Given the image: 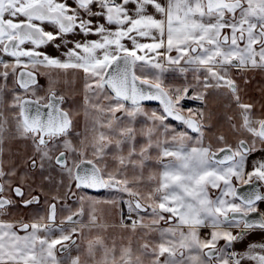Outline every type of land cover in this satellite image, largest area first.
Instances as JSON below:
<instances>
[{
  "label": "snow or ice",
  "instance_id": "obj_1",
  "mask_svg": "<svg viewBox=\"0 0 264 264\" xmlns=\"http://www.w3.org/2000/svg\"><path fill=\"white\" fill-rule=\"evenodd\" d=\"M254 75L264 0H0V264H81L57 253L96 203L64 202L88 189L125 193L121 227L143 241L98 236L91 264H264V99L245 100ZM76 82L82 127L65 91ZM210 97L233 110L231 141L209 135ZM10 139L29 146L19 162ZM42 199V212L13 211ZM58 205L69 212L59 222Z\"/></svg>",
  "mask_w": 264,
  "mask_h": 264
},
{
  "label": "rangeland",
  "instance_id": "obj_2",
  "mask_svg": "<svg viewBox=\"0 0 264 264\" xmlns=\"http://www.w3.org/2000/svg\"><path fill=\"white\" fill-rule=\"evenodd\" d=\"M167 83H174L179 84L181 82L180 79L176 78V75L169 74L166 80ZM256 82V80L254 81ZM41 83H45V81L42 79ZM72 88L78 91V95H80V90L82 88L81 82H76L72 85ZM66 92L71 93V89L65 88ZM71 91V92H70ZM39 95H43L44 93H38ZM80 97V96H79ZM75 99V98H74ZM68 106V105H66ZM74 110H78L81 112V116L78 118V125L81 127L83 126V109L80 108V102L76 101L75 103L70 105ZM145 107L148 109H155L158 108L157 104H151L146 103ZM209 107L214 112L213 117V123L215 127L212 129L210 135L212 134H225L228 136L229 140L231 141L234 139L230 132H229V126L227 122V115L226 117H222L221 107L219 104L216 103H210ZM216 108H219L216 112ZM81 122V124H80ZM223 127V129L221 128ZM223 130V131H221ZM29 151V146L27 142L20 140V139H10L7 141L5 145V152L6 154L10 155L12 159L17 160L19 162V159L22 158L26 152ZM151 169L150 167L145 170L144 176L145 178L148 175V170ZM129 176L132 175V170L129 169ZM48 173H45L47 175ZM55 175V173H52ZM147 185L141 186V190H146ZM49 194H55L57 191L63 192V189H56L55 187H50L46 189ZM81 195H87L88 197L94 198L96 203L89 205L85 203L83 205L84 207V215L79 217V221L82 222L83 225H86V227H82L80 229L81 235L78 238V242L76 244L75 251H77V254H81V259L86 260L87 262H91L88 257V242L93 240L96 237H101L105 240V242L111 246L112 242L115 241L117 245H119L121 242L128 243L130 241V238L134 236L135 234H131V232L127 231L126 229L122 228L121 226L114 225L116 222H121V208L125 207L126 205L121 204L120 202L128 200V196L121 192L118 189H102L97 191L92 190H85L84 193H77L75 196H70L64 203L67 206V208H70L73 212L78 211L81 207V203L78 199ZM41 211L46 207L44 201L42 202ZM64 207V205H58V217H61L60 215L69 213L67 210L61 211V208ZM32 210V209H31ZM93 215L96 218V223H92V217ZM80 227V225H77ZM85 234H84V231ZM80 231H78L80 233ZM139 234V233H138ZM137 241V239H136ZM139 241V242H138ZM137 242L142 243L143 241L139 239ZM75 254V252H71V254Z\"/></svg>",
  "mask_w": 264,
  "mask_h": 264
},
{
  "label": "flooded vegetation",
  "instance_id": "obj_3",
  "mask_svg": "<svg viewBox=\"0 0 264 264\" xmlns=\"http://www.w3.org/2000/svg\"><path fill=\"white\" fill-rule=\"evenodd\" d=\"M176 75H178V74H176ZM258 79H259V76L254 75L252 85L247 89V95L245 96V100L248 101V102H256V103H259V102H261L262 99H264V97H262L261 94H260V91H259L260 87H258L256 85V84H258V82H257ZM255 80H256V82H254ZM146 103L157 104L158 107H159V102H157V101H148V102H145V104ZM210 103H216V104H219L220 105V107H221L220 108L221 109L220 112L222 113V115H221L222 117H226L227 115H232L233 114V110L228 109V108L225 107L227 101L224 100V99H222V98L210 97L209 98V104ZM189 107H191V108H198V107H200V105L196 101H189V102H187L185 104V109H187ZM218 109L219 108H216V112L218 111ZM174 123H178V122H174ZM80 124H81V122H80ZM137 126H139V124ZM221 128L223 129V127H221ZM221 131H223V130H221ZM209 135H210V133H209ZM139 143H143V141H139ZM89 190H91V189H89ZM92 191H97V190H92ZM42 202H43V199L41 200V204L38 207L34 206L32 208H29V209H19V210H13V211H14V213L15 212H21V213H26L28 215H31L32 213H34L36 211H41V207L43 205ZM124 211L126 212V209ZM68 214L69 213H65V214L60 215L61 217H58L57 218V221L59 222V220L61 218H63L64 216H67ZM83 231H84V234H85V231L86 230H83ZM80 235H81V231H80V233L77 232L73 236V239L75 240V242H78V238H79ZM72 246L73 245H71L70 247H72Z\"/></svg>",
  "mask_w": 264,
  "mask_h": 264
},
{
  "label": "crops",
  "instance_id": "obj_4",
  "mask_svg": "<svg viewBox=\"0 0 264 264\" xmlns=\"http://www.w3.org/2000/svg\"><path fill=\"white\" fill-rule=\"evenodd\" d=\"M257 76H259V79H258V84H256L258 87H260V89L261 88H264V76H260V75H257ZM71 92V91H70ZM71 95H73L74 96V98L76 99V101H79L80 102V95H78V91L77 90H75V92L73 93V92H71L70 93ZM262 98V97H261ZM153 168L154 166L153 165H149L148 166V168ZM124 208V210L126 209V206L125 207H123ZM114 225H116V226H121V222H116ZM132 234H134V233H131V234H129V236L131 235L132 236ZM56 235H59V233L57 232L56 233ZM140 235H142V233H136L134 236H132L131 238H130V242L133 244V246H138V240H139V237H140ZM136 239H137V241H136ZM251 240L252 241H259V240H261V236L260 235H255V236H252L251 237ZM76 244H77V242L72 246V247H70L69 249H68V252H66V253H61V252H58L57 253V255L59 256V257H61V258H64L65 256H67V255H71V256H73V257H75V256H79L80 257V260H81V264H91V262H87L86 260H82L81 259V254H80V252H79V254H77V251H75V249H77L76 248ZM245 245H240L239 246V249H242L243 247H244ZM238 249V250H239ZM71 252H75V254L73 253V254H71Z\"/></svg>",
  "mask_w": 264,
  "mask_h": 264
},
{
  "label": "water",
  "instance_id": "obj_5",
  "mask_svg": "<svg viewBox=\"0 0 264 264\" xmlns=\"http://www.w3.org/2000/svg\"><path fill=\"white\" fill-rule=\"evenodd\" d=\"M91 190H93V189H91ZM245 190H248V189L246 188Z\"/></svg>",
  "mask_w": 264,
  "mask_h": 264
}]
</instances>
